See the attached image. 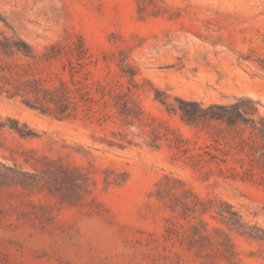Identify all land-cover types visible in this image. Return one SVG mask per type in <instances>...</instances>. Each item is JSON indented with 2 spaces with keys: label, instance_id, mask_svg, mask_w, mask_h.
<instances>
[{
  "label": "rangeland",
  "instance_id": "1",
  "mask_svg": "<svg viewBox=\"0 0 264 264\" xmlns=\"http://www.w3.org/2000/svg\"><path fill=\"white\" fill-rule=\"evenodd\" d=\"M5 37L33 52L0 53L12 74L63 82L70 115L0 93V264H264V0H0ZM179 99L247 120L190 124ZM184 189L263 239L180 218ZM221 241L233 259L206 256Z\"/></svg>",
  "mask_w": 264,
  "mask_h": 264
},
{
  "label": "trees",
  "instance_id": "2",
  "mask_svg": "<svg viewBox=\"0 0 264 264\" xmlns=\"http://www.w3.org/2000/svg\"><path fill=\"white\" fill-rule=\"evenodd\" d=\"M47 49H50L52 52L49 54L45 52L43 54L45 59H50L57 57L60 52H62V47L60 43L50 44ZM0 53L5 57L12 56L15 53H21L26 57L33 56L31 46L24 41L22 38L12 39L5 37L4 41H0ZM0 82H4L0 85V93L5 88V84H9L11 88L6 89L9 97H15L20 95L23 97V101L31 106L41 109L44 112H49L53 115L63 118L70 115L69 111V99L70 96L68 93L70 89L62 82L60 86L47 87L40 82V80H31V79H22L15 77L12 74L10 69V63L4 58H0ZM74 97V96H73ZM34 100L36 104H33L31 101ZM91 100V98H90ZM180 101V110L181 118L190 124H196L202 119L215 120L219 122H225L227 125L231 126L238 122H246L245 113L241 110L240 100L233 104H219L211 103L207 108H202V102L199 101H186L179 99ZM253 104L254 101L249 100ZM190 106V108L187 107ZM253 109L254 107H249ZM262 123V130L260 132L261 136L264 137V120L259 119ZM156 136H160L159 130L157 131ZM264 171V163L259 165ZM176 203L170 205L172 208L179 207V217L186 218L189 215V211L195 212L199 211L201 213L207 212L210 209H215L220 215V220L227 225L228 227L236 230L240 234L247 235L250 238H255L257 240L263 239L262 233L259 228L255 226H248L242 221L241 216L237 211L232 209V205L225 201L215 202L213 200H203L193 195L189 191L184 189L183 198L175 201ZM173 225V224H172ZM181 227L183 226L180 224ZM174 227V226H173ZM171 227L170 229L178 232L175 228ZM196 234H199V239H203L201 231L196 226L192 224V237ZM178 235V234H176ZM217 246L218 251L207 253L206 256L209 259H214L215 257L221 258L229 256V259H233V253H225L227 251V246L221 241ZM222 246V247H221ZM203 256V255H201Z\"/></svg>",
  "mask_w": 264,
  "mask_h": 264
}]
</instances>
